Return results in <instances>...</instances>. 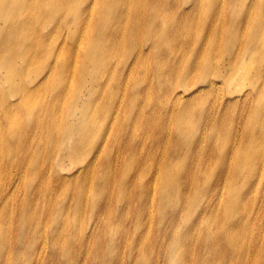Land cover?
<instances>
[{"label":"rangeland","instance_id":"rangeland-1","mask_svg":"<svg viewBox=\"0 0 264 264\" xmlns=\"http://www.w3.org/2000/svg\"><path fill=\"white\" fill-rule=\"evenodd\" d=\"M261 1L263 0H105L103 8L99 6L97 9L93 27L91 22L89 24V16L87 17L82 34L93 31L91 48L88 52L89 61L107 70L103 73L104 80L110 77L111 71H115L123 79L124 84L115 96V109L123 103L124 107L127 103L132 107L136 93L149 84L143 83L136 87L132 84V74L135 77L139 74L136 72L139 61L156 68L159 57L165 55V61L170 62L175 68L172 72L166 71L168 79L193 71H198V76L201 77L205 72L199 69L202 65H206L202 68L209 70L206 72L208 74L206 79L191 80L183 75L187 83L177 82L173 85L174 89L184 95V102L176 105L174 99L171 108L165 106L162 111L163 115H166L172 109L174 118L182 106L199 104L196 118L199 128L196 135L199 138L198 169L208 168L210 177L205 183L198 182L197 202H193L191 206L189 212L191 216L184 215L185 219L181 222L178 221V216L183 215L181 208L168 206L161 211L158 207L159 166L155 167L149 177L142 179V182L148 180L147 202L143 192L137 190L133 194L129 193L128 201L113 197L109 200V208L106 207L103 198L95 206L87 205L86 225L76 224L72 231L64 235L70 239L72 236H82V253L77 246L78 251L73 252L75 261L61 262L60 250L54 245L53 221L45 222L40 236L30 234L26 239L29 245L23 247V223L27 224L28 207L37 192L35 189L37 186L30 185L25 180L22 168L27 172L32 171L31 168L28 169L15 160H9L4 171L0 172L3 176L0 178V216L4 211L10 213L8 225L4 227L8 229L14 246L12 250L8 248L0 255V264H13L14 258L22 261L14 264H52V260L55 264H264V51L252 54L251 50L259 48L258 45L254 48L255 37H252L251 42L246 39L247 46H240V42L243 41L236 40V34L231 37L229 35L232 26L241 28V24H243L241 29L248 28V34L251 32L253 10L250 8ZM216 4L218 10L213 12L212 6L215 7ZM130 5L137 8V12L143 17V22L153 24V40H143L133 48L134 45L117 31L114 35L116 42L113 45L114 39L111 38L113 27L108 24V19L117 12L131 20L133 12L130 17L127 15ZM184 18L191 19L189 23L195 29L192 36L182 37V41L196 39L190 50L183 45L180 47V43L173 40L179 31L180 23H185ZM114 21L117 23V17H114ZM181 29L183 34L188 33V27ZM163 31L166 32L167 39L164 42L161 36ZM211 34V42L219 41L216 52L218 55L207 54L211 47L206 43ZM229 42L232 44L229 45ZM157 44H161V47L155 46ZM227 46L230 47L229 53H226ZM239 48L246 51L239 53ZM79 50L80 46L74 52ZM104 50H107V54L100 53ZM108 54L114 56L111 62L106 60L105 56ZM230 54L239 56L249 54L242 65L249 69L254 68V73L251 70L250 74L251 78L253 77L252 84L244 82L235 88L226 81L224 75L231 73ZM179 60L183 61L181 67ZM216 61H220V70L224 74L222 77L213 74L211 69L216 66ZM19 64L21 66V60L18 66ZM88 69L95 71L93 65ZM71 73L74 76L75 71ZM78 73L81 75V71ZM82 76H85L84 72ZM91 78V76L85 77L87 80L90 79L87 86L97 88L98 82ZM72 81L73 79L69 87ZM75 82L77 83V80ZM3 87L7 89V84L3 83ZM152 89V95L156 98L154 107H162L164 94L168 92L171 96L174 91L168 86L161 85L160 79H154ZM83 92L87 95V102L93 101L89 89ZM126 94H129L128 97L122 101ZM70 96L68 92V99ZM144 103L148 105L147 102ZM24 118L30 120L32 117L24 116ZM33 118L35 120L34 116ZM129 118L133 120L132 115H129ZM35 130V128L31 130L26 128L22 132L28 143L26 146L28 150H24L27 153L25 163L32 162L42 149L38 145L41 136ZM2 133V138L8 140L5 153L13 159L14 155L9 153L16 148L17 143L14 142V138H7L5 131ZM165 133L166 139L158 149L159 159L164 160L168 156V159L189 162L192 157L189 153L191 145L182 143L178 146L180 153L168 154L177 136L172 125L166 127ZM124 136L127 137V134L125 133ZM219 139L224 140L218 143L223 145L224 155L220 157L205 154V148L208 150ZM195 141L196 138L193 139V142ZM1 145L2 143L0 150ZM149 147V142L135 145V148L142 152ZM128 151V145L125 144L118 148V156H114V161H118V175L113 188L117 192L126 190L129 184L139 179L134 169L127 174L124 172L123 164L128 159V155L126 156ZM5 153L2 154L0 151V157ZM47 153L49 156L54 155L53 145L48 146ZM241 153H244V156ZM209 157L213 158V164L207 162ZM238 158L243 161V165L233 164ZM69 162L68 160L66 164ZM109 168L110 163L106 165V171ZM70 170H73L71 164L65 171ZM44 175L53 184H59L60 179L69 176L61 169H55L49 161L44 162ZM105 176L108 177V173ZM179 176L184 177L181 173ZM11 182H14V185L8 187ZM190 184V181H181L177 186L178 192L189 190ZM30 186L33 188L31 189ZM50 195L54 202L58 200L59 194L55 188ZM69 202L67 198L58 203L57 220L69 214L66 223L73 218V213L69 211ZM208 202L213 205L212 209L209 205L205 207ZM212 216L213 224L216 225L215 237L212 244H207L205 241L207 222ZM177 230L182 234H192L187 238L186 243H191L198 233L196 243L193 246H183L185 241H179L176 236ZM11 254H14V257L8 260L7 257ZM177 254H182V258L174 259Z\"/></svg>","mask_w":264,"mask_h":264},{"label":"bare ground","instance_id":"bare-ground-1","mask_svg":"<svg viewBox=\"0 0 264 264\" xmlns=\"http://www.w3.org/2000/svg\"><path fill=\"white\" fill-rule=\"evenodd\" d=\"M104 3L105 0H0L1 153L6 152L5 145L8 141L2 138V132L5 131L7 138H14V142L17 143L16 148L9 153L14 155L13 159L9 158L10 156H7L6 153L0 157V172L1 170L4 171V167L9 160H15L28 169H32V171L27 172L22 168L28 184L37 186L35 187L37 192L28 207L27 224L23 223V247L26 248L29 245L26 239L30 234L40 236L45 222L53 221L55 245L60 249L61 262L63 260L66 262L75 261L73 260V252L78 251L77 246H79L78 249L82 253V236L76 235L75 237L72 236L71 239H67L64 235L76 224L86 225L87 205L95 206L103 198L106 207L109 208V200H112L113 197L128 201L129 193L133 194L137 190L143 192L147 202L148 180L145 179L142 182V179L149 177L154 172L155 167L159 166L160 200L158 207L161 211L168 206L181 208L183 215L178 216V221L181 222L185 219V216H191L189 214L191 206L193 202H197L198 182L205 183L210 177L208 168L205 170L198 169L199 138L196 135L199 128L197 127L196 118L199 104L191 103L182 106L174 118L172 109L166 115H163L162 111L165 106L171 108L174 99L176 105L184 102V95L179 90L174 89L173 85L177 82L187 83L183 75L191 80L206 79L208 77L206 72L209 70L202 69L206 65H202L199 69L205 72L201 77L198 76V71H193L178 74L173 79H168L166 71L172 72L175 68L170 62L165 61V55L159 57L156 68H151L148 63L139 61L136 71L139 74L136 77L132 74V84L135 87L143 83L149 84L136 93L135 98L132 100L134 102L132 107L129 106V103L124 107L123 103L115 109V96L124 84L123 79L115 71H111L110 77L104 80L103 73L107 70L89 61L88 52L91 48L93 31L82 34L87 17L89 16V24L91 22V27H93V23L96 21L97 9L99 6L103 8ZM250 9L253 10L251 32L248 34V28L241 29L243 26L241 24L240 30L238 27L232 26L229 29V35L231 37V35L236 34V40L243 41L240 42V46H247L246 39L251 42L252 37H255L254 48L257 45L259 47L251 50L252 54H255V52L264 51V0L259 4L256 3L255 7L251 6ZM217 10V4L215 7L212 6L213 12ZM128 12V17L132 15V12L134 14L131 20L127 19L126 15L123 16L117 12L113 13L108 19V24L113 27L111 32V38L114 39L113 45L116 42L114 35L117 31L121 32L134 45L133 48L143 40H153V24L143 22L142 15L137 12V8L131 5ZM247 14L245 13V15ZM114 17H117L118 24L114 21ZM190 20L184 18L185 23H180L179 31L173 39L180 43V47L186 46L188 50L191 49L196 40L184 39L182 41L183 36H192L193 30H195L192 24L189 23ZM181 27H188V33L183 34ZM256 27L257 33H255ZM165 33V31L161 32L162 42L167 40ZM211 41L212 34L206 43L211 47L207 54H212L211 56L218 55L216 52L219 41ZM230 44L232 42H229ZM79 46L80 50L74 52ZM155 46L161 47V44ZM7 48H9L8 51ZM81 48H83V52H81ZM165 50L167 52L166 44ZM173 51H175V48H173ZM180 51L181 49H179ZM245 51V49L239 48L238 52ZM229 52H231L230 47L227 46L226 53ZM100 53L107 54V50ZM248 55L230 54L229 57L232 61L231 73L226 75L220 70V61H216V66L211 68L213 74L221 77L224 75L229 85L235 88L244 82L245 84L246 82L252 84L253 77L251 78L250 74L251 70L254 73V68L249 69L242 65ZM105 57L106 60L111 62L114 56L108 54ZM20 60L22 61V67L20 64L18 66ZM179 63L181 67L183 61L179 60ZM91 65H93L95 71H89L88 68ZM73 71H75L74 76L71 73ZM79 71H81V75H79ZM83 72L85 76H82ZM258 75H260V72ZM86 76H91L92 80L98 82L96 84L97 88L87 86L90 79H85ZM71 79L73 81L69 87ZM154 79H160L161 85L174 90L171 96L168 92L164 94L162 107L153 106L156 99L152 95ZM3 83L7 84V89L3 87ZM86 89H89L93 101L87 102V95L83 92ZM68 92L71 94L69 99ZM142 93L147 94L142 95ZM145 98L148 99V105L143 103L142 106V101ZM68 108H72L74 115H71ZM146 108H148L146 110L147 114L143 110ZM129 115L133 116V120L129 118ZM24 116L32 118L27 120ZM146 116L150 117V125L149 128L142 131L145 134L141 135L138 133V131H141L138 126L147 125L145 122ZM117 118L119 120L116 123ZM169 125L173 126L177 139L173 141V146L171 145L168 154L180 153L178 146L182 143H189L191 145L189 153L192 156L189 162L181 159H168V156L164 160L159 159L158 149L166 139L165 129ZM26 128L29 130L36 129L35 132L41 136L38 145L42 147L36 158L27 163L24 162L27 158V153L24 150H28L26 148L28 143L22 135L23 130ZM125 133L127 137L124 136ZM111 134L112 138L116 137V140L120 141L118 148L125 144L128 145L129 151L126 154L128 159L123 164L124 172L127 174L131 169H134L135 175L139 176L138 180L133 181V184H129L128 188L122 192H117L114 188L111 189L105 182V174L101 173L104 171L105 163L111 159L112 162L114 161L113 145L112 151L109 147ZM194 138H196L195 142H193ZM222 141L224 140L219 139L208 150L205 148V154L223 156V145H218ZM143 142H149L150 144L149 149L144 152L135 148L136 144ZM50 144L54 146V155L51 156L47 153ZM202 145L203 143H201ZM97 148H100L101 155L105 152L102 165L97 169L95 168L96 171H99H97V182H99L97 187L92 186L89 179L75 186L65 179H60L59 184H53L45 177L44 162L50 161L55 169H62L60 162L66 166V162L69 160L78 167L82 157ZM19 154L21 156H18ZM23 154H26V156ZM241 154L244 156V153ZM207 162L213 164L214 160L209 157ZM233 164L243 165V161L238 158ZM78 169L81 173L83 172L82 167ZM180 173L183 174V178L179 176ZM2 177L0 175V178ZM183 180L190 181L191 184L189 190L180 193L177 186ZM94 181L96 180L92 179V182ZM13 185L14 182H11L8 187ZM30 188L32 189L33 186H30ZM53 188L59 194L56 202L53 201L50 195ZM67 198L70 200V205L75 204L72 209L73 218L68 223H66V219L70 214L61 220H57L58 215L55 212L58 203ZM208 205L209 208H213L210 202L205 204V207ZM9 218L10 213L8 211H4L0 216V255L4 254L8 248L12 250L14 246L8 229L4 227V225H8ZM178 223L176 225L177 229ZM215 226L212 216L207 222L205 238L207 244L213 243ZM60 227L64 231H61ZM241 230L243 231V226H241ZM197 235L198 233L191 243H186L187 238L192 234H182L179 230L176 232L179 241H185L183 246H193L196 243ZM13 257L14 254H11L7 259L11 260ZM178 258H182V254H177L174 257V259ZM18 262L22 261L16 258L13 259V264Z\"/></svg>","mask_w":264,"mask_h":264},{"label":"crops","instance_id":"crops-1","mask_svg":"<svg viewBox=\"0 0 264 264\" xmlns=\"http://www.w3.org/2000/svg\"><path fill=\"white\" fill-rule=\"evenodd\" d=\"M128 95L129 94H126L125 96H123V98L121 100L125 101L126 98L128 97ZM143 101L147 102V104H148V99L145 98ZM143 103H142V106H143ZM68 109H69L71 115H74L72 108H68ZM143 110H144V113L147 114L146 110H148V108L143 109ZM146 117L147 118H146L145 122L147 125H143L142 123H140L142 125H139L138 128L141 131H138V132H142L143 130L149 128L150 117L149 116H146ZM119 118L116 119V123L118 122ZM112 145H113L114 156L115 155L118 156V147H117L118 146V140H116V137L112 138V134H111V138L109 139V147H110L111 151H112ZM104 158H105V152L101 155L100 148H97V149L89 152L88 154H86L84 157H82L81 162L79 163L78 167H76L75 164H72L71 161L69 162V164H66V166H64L62 164V162H60L62 165L61 170L63 172H65L66 174H69V176H64V179L69 181L72 185H75V186H78L81 183H83L84 181H87L89 179L90 184L92 186L95 185V187H97L99 185V182H97V171L98 170L96 171V169H97V167L102 165ZM108 163H110V168H109V170L106 171V165ZM70 164L73 166V170L65 171V169L68 168V166ZM91 164H93V166H91ZM80 167H82V169H83L82 173L80 172V169H78ZM101 173H103V174L108 173V177L105 176V182L111 189H113V187L115 185V180L117 179V175H118V161L112 162V159L109 160L107 163L104 164V171ZM92 179H95L96 181L92 182ZM74 206H75V204L70 205V202H69V211L70 212H72V209ZM56 211H57V208H56L55 212ZM73 229L74 228L72 227L68 232L72 231ZM60 230L64 231V229L62 227H60ZM65 238L70 239L68 237H65ZM54 245H55V238H54ZM55 247L57 250H60L56 245H55ZM52 264H55L54 260H52Z\"/></svg>","mask_w":264,"mask_h":264}]
</instances>
